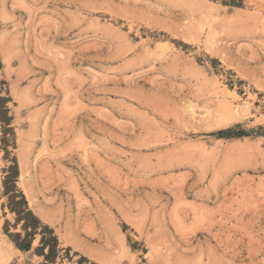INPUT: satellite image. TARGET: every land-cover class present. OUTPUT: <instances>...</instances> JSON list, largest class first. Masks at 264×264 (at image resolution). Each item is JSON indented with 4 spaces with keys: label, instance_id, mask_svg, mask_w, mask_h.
Returning <instances> with one entry per match:
<instances>
[{
    "label": "rangeland",
    "instance_id": "374dc122",
    "mask_svg": "<svg viewBox=\"0 0 264 264\" xmlns=\"http://www.w3.org/2000/svg\"><path fill=\"white\" fill-rule=\"evenodd\" d=\"M0 97V264H264V0H0Z\"/></svg>",
    "mask_w": 264,
    "mask_h": 264
},
{
    "label": "trees",
    "instance_id": "16d2710c",
    "mask_svg": "<svg viewBox=\"0 0 264 264\" xmlns=\"http://www.w3.org/2000/svg\"><path fill=\"white\" fill-rule=\"evenodd\" d=\"M3 101V98L0 97V103ZM5 112L4 105H0V120L6 121L8 120L7 116L3 113ZM234 133L232 128H227L223 130H219L216 132L220 137L230 136ZM238 133V132H235ZM12 191L13 194L10 197L9 209L11 212L16 214V222L22 223V229L25 231L24 237H21L20 233L11 234L13 242L16 247L20 250H29L31 247L32 238L40 227L38 218L31 212L30 209L27 208L26 201L24 196L21 193H17L14 184L12 183ZM19 197V199L15 200V198ZM42 233L47 232L49 234L48 237L43 234L40 238V246L36 248V252L39 255H42L47 261L53 262L55 261V257L57 254V238L52 234V231L47 226L42 228ZM47 249L45 252L44 250Z\"/></svg>",
    "mask_w": 264,
    "mask_h": 264
}]
</instances>
